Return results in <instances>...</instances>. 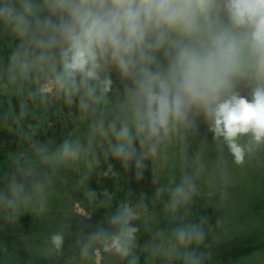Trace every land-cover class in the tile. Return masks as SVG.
I'll return each instance as SVG.
<instances>
[{"label": "clouds", "instance_id": "obj_1", "mask_svg": "<svg viewBox=\"0 0 264 264\" xmlns=\"http://www.w3.org/2000/svg\"><path fill=\"white\" fill-rule=\"evenodd\" d=\"M0 40V124L29 149L0 174V218L45 216L65 170L84 184L113 161L137 181L156 166L150 198L88 184L110 211L61 222L43 255L64 258L75 224L64 264H210L230 224L193 206L205 186L226 203L233 170L264 167V0H0ZM53 101L82 131L25 129Z\"/></svg>", "mask_w": 264, "mask_h": 264}, {"label": "rangeland", "instance_id": "obj_2", "mask_svg": "<svg viewBox=\"0 0 264 264\" xmlns=\"http://www.w3.org/2000/svg\"><path fill=\"white\" fill-rule=\"evenodd\" d=\"M82 128L83 125L78 122L69 135L82 131ZM152 168L155 170L156 166H152ZM61 175H66L67 180L57 181L49 211L45 216L37 218L31 211H26L17 222L5 221L0 226V235L6 231L16 232L17 238L13 245L24 248L36 260L46 258L43 255V250L47 247V238L61 222L76 221L88 215L92 217L91 223L94 224L110 211L108 208L100 209L96 204L91 203L84 194L88 184L90 187L102 191L101 183L95 176L91 175L86 183L81 184L80 176L71 170H65ZM213 191H215L214 188L205 186L195 205L201 202H211L219 211V216L226 217L229 221V231L222 234L213 243L211 263L221 264L216 251V247L220 243L229 240L259 241L264 239V167L251 168L246 175L240 170H233L228 188L229 200L226 203H219L218 197L215 196L210 198L208 194ZM155 207L158 209L159 205L157 204ZM96 264L118 263L116 258L110 255L101 260L98 253ZM229 264H264V247L259 252L241 257Z\"/></svg>", "mask_w": 264, "mask_h": 264}, {"label": "trees", "instance_id": "obj_3", "mask_svg": "<svg viewBox=\"0 0 264 264\" xmlns=\"http://www.w3.org/2000/svg\"><path fill=\"white\" fill-rule=\"evenodd\" d=\"M10 39V38H8ZM0 55L4 54L6 50V41L0 40ZM74 111V110H73ZM78 122H74L72 116L69 114L68 109L58 111L55 102H51L46 107L37 106L36 109L24 120L25 129L31 128L37 138L46 141H59L65 136L69 135ZM28 145L21 142L19 135L16 131H9L6 125L0 124V174L4 171H10L12 168L11 158L14 155L28 154ZM114 169L107 174L102 173L100 170L94 172L97 180L101 183L102 190L107 188L110 192L115 194L116 199L122 198L124 193L129 189H133L137 193L140 191L145 192L148 197L152 195L154 186L151 184V177L153 168L145 173V178L137 181L134 176L124 172L118 162L113 161ZM113 202V207L115 204ZM193 211L199 215L211 216L214 223L216 218L219 217V211L211 202H201L193 206ZM82 220L84 217L81 218ZM73 222H75L73 220ZM5 223L3 218H0V226ZM85 225L89 221L84 220ZM79 235L76 231L75 224L72 230L66 236L65 243V257L61 259L43 258L41 260L33 259L31 254L20 246H14L13 242L17 238L16 232H4L0 235V264H64V260L71 255L75 248V239ZM142 239H146L143 237ZM264 247V239L253 241L250 239L245 240H229L220 243L216 247L217 257L221 264H229L241 257L251 255L259 252ZM119 264V262L117 261ZM210 264H212L210 262Z\"/></svg>", "mask_w": 264, "mask_h": 264}]
</instances>
